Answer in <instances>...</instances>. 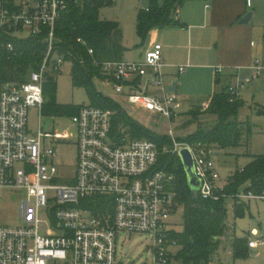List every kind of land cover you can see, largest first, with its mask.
I'll return each mask as SVG.
<instances>
[{"label": "built area", "instance_id": "2783aa9c", "mask_svg": "<svg viewBox=\"0 0 264 264\" xmlns=\"http://www.w3.org/2000/svg\"><path fill=\"white\" fill-rule=\"evenodd\" d=\"M11 2L14 6L8 7ZM97 2L109 4V0H0V30H12L15 37H21L38 36L42 28L48 29L47 49L39 69L31 72L25 83L5 86L0 92V189L24 194L18 210L23 226L0 225V264H117L120 233L144 237L149 242L152 264H182L175 259V243L169 240L175 231L170 223L175 212L173 197L167 191L173 176L154 170L160 156L154 142L117 137L111 132L112 112L80 106L71 117L77 147L76 175L70 185H59L55 183L58 169L53 147L43 149L39 127L34 136L27 133L28 109L38 108L42 116L44 74L53 50L55 23L70 6ZM6 49L12 50L10 45ZM161 52V45L153 43L142 61L103 63L101 70L109 79L102 84L124 95L129 105L172 120L178 117L181 103L167 90ZM65 63L57 57L53 71L60 72ZM250 70L248 78L237 79L227 88L231 96L264 73L259 61ZM182 72L183 68H178V73ZM144 77L143 85L136 84ZM149 89L156 92L149 93ZM169 138L171 145L164 153L177 157L180 150L187 149L192 156L201 180L198 197L218 200L222 186L217 185L219 174L211 147L178 141L171 132ZM16 164L20 167L15 169ZM98 198L110 201L112 214L100 216L86 208ZM238 198L264 200V194H239ZM260 244L261 240H249L247 248L252 251Z\"/></svg>", "mask_w": 264, "mask_h": 264}, {"label": "trees", "instance_id": "16d2710c", "mask_svg": "<svg viewBox=\"0 0 264 264\" xmlns=\"http://www.w3.org/2000/svg\"><path fill=\"white\" fill-rule=\"evenodd\" d=\"M211 0H148L147 7L136 16V34L142 43L149 32L178 25V12L188 2ZM111 1L109 0V6ZM13 2L8 7H13ZM101 2L70 6L55 23L53 50L49 56L48 68L44 74L42 115L72 117L80 106L61 105L55 100L56 81L53 64L62 57L70 65V77L75 88L83 89L92 107L112 112L111 132L119 137L128 135L133 139H147L158 147L171 145L167 136H156L129 117L116 102L97 92L94 81L109 79L103 74L101 65L106 62H120L126 49L122 45L121 30L116 22L101 21L98 17ZM48 29L42 28L38 36L15 37L12 30H0V92L5 86L20 85L28 80L31 72L41 66L46 49ZM77 40H80L78 42ZM12 50L8 51L6 46ZM88 50L92 54H88ZM240 100L231 96L227 88L213 94L203 114L216 118L214 125L186 139L178 141L196 142L219 150L235 149L251 136V126L237 120ZM173 176L167 186L172 194L173 208H181L182 231H172L169 240L174 242L175 259L182 264H208L217 253L222 238L229 237L232 227L226 223L225 201L233 200V215L243 216L244 201H238L239 194H264V155L250 156V161L240 170L231 174L222 186L218 200L192 198L186 177L178 157L169 153L160 154L154 168ZM86 208L93 214H112L110 201L102 198L92 200ZM232 259L244 258L250 254L246 237H230Z\"/></svg>", "mask_w": 264, "mask_h": 264}, {"label": "rangeland", "instance_id": "374dc122", "mask_svg": "<svg viewBox=\"0 0 264 264\" xmlns=\"http://www.w3.org/2000/svg\"><path fill=\"white\" fill-rule=\"evenodd\" d=\"M161 4L164 0H156ZM256 10V21L264 23L263 6L257 4L256 0H250ZM148 0H114L113 4L99 9L98 17L101 21L116 22L120 25L123 34V43L128 51L125 54L127 60L139 58L144 49L145 42L136 34V16L140 10L147 7ZM250 6V3H249ZM187 8V7H185ZM251 12V9H249ZM255 22V21H254ZM255 25V24H254ZM254 27L253 35L246 40V46L252 44L251 50L258 60L264 63V57L256 55L261 51L260 34L263 30ZM159 32V43H168L175 36L171 30L183 32L180 25H173L157 29ZM28 37L26 34L21 36ZM173 44V41L171 42ZM179 64H176V66ZM69 63L63 64L60 72H55L56 91L55 100L61 105L87 106L88 97L83 89L75 88L70 77ZM165 83L169 84L167 79ZM234 85V84H233ZM97 92L104 97L119 104L121 109L135 122L146 128L156 136H167L171 132L174 138L186 139L197 133L199 130L206 131L216 122V118L209 114H203L200 108H195L190 114L180 115L179 118L167 120L159 115L146 112L136 106L129 105L124 95L117 94L110 85L94 81ZM227 86L226 88H229ZM236 99L240 100L241 107L238 110L237 120L251 126V136L235 149L219 150L212 149L214 163L220 176L217 185H222L227 178L235 171L240 170L247 163L250 156L264 155V73L248 85L238 89ZM206 98L195 96L190 104L183 105L188 109L190 105L200 107ZM193 101V102H192ZM181 110H183L181 108ZM180 110V111H181ZM38 127L43 133V149L53 147L56 154L54 164L58 169L56 184L70 185L76 175L77 147L75 140V127L70 117L64 116H40L38 108H29L27 114V133L34 136ZM128 136V135H127ZM160 154L168 147H158ZM16 164L14 168H19ZM241 195V194H240ZM24 194L20 195L12 190L0 189V225L8 227L23 226L18 210ZM245 202L243 216L235 219L233 215V200L226 199V223L232 227L229 237L222 238L217 253L211 263L213 264H264V200L238 198V201ZM171 214L170 223L176 232L182 231L181 208H174ZM252 231L256 233L253 234ZM248 234V235H247ZM245 236L247 241L261 240V244L255 250L250 251L244 258L232 259L230 240ZM117 264H152V253L149 249V242L139 235L126 237L120 233L116 243Z\"/></svg>", "mask_w": 264, "mask_h": 264}, {"label": "crops", "instance_id": "0c3cea01", "mask_svg": "<svg viewBox=\"0 0 264 264\" xmlns=\"http://www.w3.org/2000/svg\"><path fill=\"white\" fill-rule=\"evenodd\" d=\"M113 2L114 0H111L110 5ZM256 2L259 7L263 6L264 13V0H256ZM248 13L251 14L249 23L239 25L238 22ZM256 16V10L251 5L250 0H211L207 3L201 1L185 3L177 16L178 25L183 28V32L171 30L175 34L172 37L173 44L170 40L168 43H159V32L157 29H153L144 41L145 47L139 58L134 60L125 58L128 49L123 43L122 29L118 24L121 30L122 45L126 49L123 61H142L144 52L153 43L160 44L162 47L161 71L164 82L165 79L170 82L169 84L165 83L167 86L173 82L177 83L174 94L183 109H180L177 118L183 114H190L195 108L204 111L213 94L220 92L227 86H234L233 84L236 83L237 79L248 78L252 73L250 67L255 61H259L264 68V63L254 56L251 50L252 44L246 46V40L252 37L254 27L259 24L258 27L263 32L260 34L261 51H258L256 55L264 57V23H258ZM176 64L179 65L176 66ZM180 67L183 68L182 73H178ZM135 82L143 85L146 78ZM148 91L149 93L156 92L152 89ZM195 96L206 98V100L200 107L192 104L188 109H184L183 105H189L190 100ZM249 161L250 159L247 163ZM215 169L217 171L216 165ZM225 182L219 186H223ZM252 232L253 234L256 233L255 231Z\"/></svg>", "mask_w": 264, "mask_h": 264}, {"label": "water", "instance_id": "95a60500", "mask_svg": "<svg viewBox=\"0 0 264 264\" xmlns=\"http://www.w3.org/2000/svg\"><path fill=\"white\" fill-rule=\"evenodd\" d=\"M251 18V14L248 13L244 18H242L238 24L239 25H247L249 23V20ZM176 82H173L170 86L167 87L168 92H175L176 90ZM178 159L182 165L187 186L190 189L192 198H197L198 193L201 189V180L196 176L195 170H194V164L193 159L190 154V152L187 149H182L178 153Z\"/></svg>", "mask_w": 264, "mask_h": 264}]
</instances>
